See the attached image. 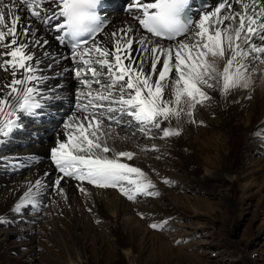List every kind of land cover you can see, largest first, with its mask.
<instances>
[{
    "label": "bare ground",
    "instance_id": "obj_1",
    "mask_svg": "<svg viewBox=\"0 0 264 264\" xmlns=\"http://www.w3.org/2000/svg\"><path fill=\"white\" fill-rule=\"evenodd\" d=\"M123 1L133 9L155 4V0ZM67 2L0 0V91H8L11 76L14 83L13 92L0 97V135L17 134L31 119L39 123L54 118L45 138L33 135L32 145L14 153L12 159L28 154L24 165H13L14 173L25 171L24 176L15 174L8 182L0 178L4 189L0 191V222L29 235L22 249L0 242V264H171L175 259L184 264L183 255L150 229L151 221L170 219L180 234L193 230V217L169 202L173 186L218 187L216 192L224 201L228 193L221 186L235 187L239 204L256 186L264 197V164L258 171L243 161L252 148L264 149V0H212V7L198 11L186 33L174 41L143 33L142 16L136 20V10L116 11L108 15L112 19L104 34L74 53L57 46L50 27L44 26ZM75 78L82 79L87 85L83 87L91 88L98 98L93 102L95 113L90 107L83 112L90 127L83 125L82 138L74 141V131L65 125L56 127L64 114L57 109L63 106L51 108L48 102L55 103L59 95L69 92L67 87ZM140 81L162 93L154 124L161 134L151 132L155 127L142 124L140 116L135 117L137 112L120 102L144 103L137 97L138 92L142 94ZM188 83L196 84L206 97L191 92ZM182 92L190 96L182 97ZM84 94L76 95L80 99L89 96ZM138 113L145 112L140 108ZM177 118L187 123L193 120V128L185 127L184 139L179 142L180 137L174 136L149 145L157 150L154 158H148L157 168L156 182L149 186L150 199H145L151 209L143 200L132 203L129 186L119 179L113 183L110 169L130 165L145 179L139 140L159 138L164 127L178 130ZM77 121L82 120L78 117ZM128 123L138 125L139 140L125 130ZM191 138L193 144L188 142ZM173 154L188 169L186 177L169 176L167 169L177 166ZM106 185L112 192L102 189ZM39 201H46L54 211L47 215L48 208L41 210L42 206L31 218L18 215L26 206L40 207ZM34 243L42 246L46 257L32 251Z\"/></svg>",
    "mask_w": 264,
    "mask_h": 264
},
{
    "label": "rangeland",
    "instance_id": "obj_2",
    "mask_svg": "<svg viewBox=\"0 0 264 264\" xmlns=\"http://www.w3.org/2000/svg\"><path fill=\"white\" fill-rule=\"evenodd\" d=\"M8 45L9 47H12L10 46V44ZM12 64H10V67L14 68L15 66L14 64L13 65ZM139 84H140V90L142 89V94H140L141 92H138L137 95H140V96H137V97H139V99H143V102H144L143 104L134 103L136 104L134 105L133 102L130 104L126 100H121L120 102L125 105L128 104L129 108H131L134 112H137L135 114V117L138 119V117L140 116L139 117L140 119L138 120L142 124L148 122L147 123L148 125L155 127L153 129H149L151 132L153 133L156 132V134H161L160 129H158L155 126L157 124L156 121L159 119V117L155 118V116H157V113L155 114V110L157 107L156 102L161 103L160 95L162 93L156 92L155 90L148 87V85L146 86V84L143 83V81H140ZM188 84H189L188 89L191 92L195 93L196 95L197 94L200 95V97H206V95L202 93L200 94L198 92V90L196 89L198 86L196 84L194 83H188ZM13 86H14V83L12 81V76H11L10 85L7 86L8 91L1 90L0 97L5 96L7 93H12ZM83 86H87V85H85L84 82L81 81V79H73L70 82L68 87L71 90L68 93V95L67 94L65 95V98L63 99L61 98L62 103L60 102V104L64 106L65 113L62 114L63 117L60 119V121H58V125L57 123H55V126L57 125L56 126L57 128L60 127L61 129V127L65 125L66 128L68 127L67 129L69 131L71 130L74 131V135L71 136V140H74V141L75 139H77V137L82 138L81 133L84 130L82 127L83 125L89 122L88 117L87 119L83 117V112L88 110L89 107L93 109L92 111H94V113L96 111L94 108L95 107L94 103H93L98 98V97L97 98L95 97L96 93L95 92L93 93L91 91V88H88V87L85 88ZM87 92L89 93L92 92L91 93L92 96L89 95V93ZM77 93H81V94L85 93L86 95H89V96L84 97L83 98L84 100L83 99L79 100V98L76 95ZM182 93L183 95H181V93L180 95L185 98H187V96L189 95L184 92ZM141 96H143V98H141ZM90 97L92 98L90 99ZM146 98L147 100H144ZM192 101H193V98H192ZM206 101L207 100H205V102ZM78 106L79 107L81 106V107L78 108ZM146 106H147V109L145 108ZM140 108L145 112L144 113L145 115L143 113L142 114L138 113V110H140ZM167 110L169 109L165 108V111ZM78 117L81 118L82 121L81 122L77 121L76 122L77 124H76L75 120ZM52 119L46 117V118H43L39 123H35L34 120L31 119L22 124L23 126L19 128L21 130H19L17 134L13 136L7 135V134H5L4 136L0 135V146H1L0 147V178H4L5 182H8V181L14 180L18 174L24 176V174L26 173L25 171H24L25 173L23 171L18 174L14 173L13 165H16L17 168H19V166L21 165H24L25 158L28 156V154H23L19 157L18 155H16L13 159L12 157L14 153L18 151V149L19 150H23L24 148L27 149L28 145L30 144L32 145L34 143L35 138L32 137L33 135H36L37 137L40 136L39 139L45 138L47 134L46 130L52 127ZM146 119H148L149 121ZM57 120L58 119H55L54 122H56ZM68 121H70V123ZM131 123H128L129 125L127 124V126H125V130L126 131L129 130V133H131L132 135H135V133L137 132L135 131L136 129L135 126H138V125L132 124L130 126ZM10 124L11 123H9V125ZM68 124L71 126L70 128ZM89 125H90L89 123L86 124L87 128L90 127ZM186 126L193 128V120L187 123L177 118L175 121V127L180 132L178 130H171V128L164 127L162 131V135L159 138L153 137L152 139H150L147 137V138H143L139 140L140 136H138L137 134L134 136L138 138V140L140 141V144L143 146L141 149L144 154L145 160L143 162L142 167L145 172V179L142 177H139L137 172L134 170V168H130V165L124 164L125 167H117L118 168L117 169L114 166L113 168L110 169L111 176L115 178L113 180V183H117L119 182V180H121V181H125L126 185L129 186V189L131 190V194H130L131 196L129 198L132 200V203H136L135 202L136 200L137 201L143 200L144 202H146L144 204L145 205L147 204L146 206L149 207V209H151L150 205H148V201H146L145 199H148V200L150 199L149 198L151 196L149 195L151 192L150 187L152 186L153 183L156 182L155 174H156L157 168L154 167L149 162L148 158H154L153 155L155 154L157 150L155 147L149 146V145L152 144L153 141L155 140H157V142L169 141L174 136L180 137L179 139V142H180L182 139L185 138V134H186L185 127ZM73 127H78V128L73 129ZM120 128L124 129V126H121ZM51 132L54 133L55 129L52 130ZM1 133L2 132L0 130V134ZM5 136H9V137H7L6 139ZM199 141L201 142L202 139H200ZM188 142L193 144V138H191ZM186 150L188 152V155L192 153V151L188 149L187 147H186ZM263 150L264 149L261 148L256 151L252 148L247 153V155H245V157L243 156V161L245 162V164L251 165L253 170L259 171L260 165L264 164V151ZM125 154L121 153L119 155L126 156L127 154L126 155ZM20 158L21 160L16 162V160ZM11 159L14 162H11ZM171 159L174 162H176L177 166L169 167V169H167L169 170V176L174 177V178L186 177V174L188 173V169L181 166L180 159L177 157V155H174V154L173 156L171 155ZM123 168H127V169H123ZM25 170L27 171V169ZM122 172H123V175L121 174ZM126 172H128L129 175ZM131 173L133 174L131 175ZM263 173H264V169L262 170V174ZM149 181L151 182L148 183ZM145 184L146 186L144 187ZM173 184L174 183H172V185ZM90 186H93V185H90ZM192 186L193 188H179V189L173 186V188L171 189V194L169 195V200L171 199L172 200L169 202L173 204H177L178 207L179 206L182 207L181 213L184 212L182 213L183 215H188V217H193V220H192L193 221V228H192L193 232L188 230L186 235H184L183 233L180 234L181 230L178 229L177 227L172 226L170 224L172 223L170 219H166V220H161V221L154 220L155 221L154 223H152L151 221L150 222V225H151L150 229L152 230L151 233L164 236L169 242L170 246L174 249V251L176 253H180L181 255H183V257L185 258L184 264H264V197L262 196V192L259 191L258 187L256 186L251 187L250 193L245 195L242 202H240L241 204H239L237 203V199L234 194L236 193L234 189L235 187L226 189L227 187L221 186L220 189L225 188L226 190L225 192L228 193L227 194L228 200L224 201L223 199L220 198L219 194L216 192L219 189L218 187L217 188L216 187H204L202 185H192ZM176 187H177V184H176ZM102 189L104 191L112 192V188L110 187V185L103 186ZM3 190L4 189L0 187V191H3ZM146 192H149V193H146ZM145 195L148 198H146ZM183 202H187V203L182 204ZM38 203H40V207H35V206L27 207L26 206L25 209L23 210V213H20L18 215L28 216L31 218L33 215H35L36 212H38V210L41 209L42 206L43 207L41 210H45L46 208H48L47 215L51 214L54 211V208L49 207L46 201H45L46 205L44 204L43 201H39ZM186 205H187V208L185 207ZM192 209H193V213H192ZM136 214L139 217H143L139 211H137ZM47 215L45 214V217ZM197 219L198 221L195 222V220ZM36 220L39 221L41 220V218H38ZM28 236L29 235H27L26 233H18L12 230L11 225L6 222H0V242L5 241L3 243L6 247L22 249L23 244H25V242L28 240L27 239ZM41 242L42 240L40 241V243ZM33 248L34 250L31 249L33 252H36L37 254H39V256L42 255L46 257V252L45 250L42 249V246L40 247V244L38 245V243H34ZM10 255L14 256L15 254L11 251ZM61 256H64V254L62 253ZM176 261L177 260L175 259V261H172L171 264H180ZM55 262L56 263L53 262L52 264H62L63 263V261H60V262L55 261ZM148 262H150V259H148ZM39 264H49V263L43 262Z\"/></svg>",
    "mask_w": 264,
    "mask_h": 264
}]
</instances>
